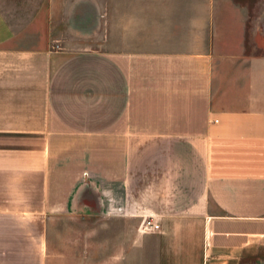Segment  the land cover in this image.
Segmentation results:
<instances>
[{"label":"crops","instance_id":"obj_1","mask_svg":"<svg viewBox=\"0 0 264 264\" xmlns=\"http://www.w3.org/2000/svg\"><path fill=\"white\" fill-rule=\"evenodd\" d=\"M0 264H264V4L0 0Z\"/></svg>","mask_w":264,"mask_h":264},{"label":"built area","instance_id":"obj_2","mask_svg":"<svg viewBox=\"0 0 264 264\" xmlns=\"http://www.w3.org/2000/svg\"><path fill=\"white\" fill-rule=\"evenodd\" d=\"M142 227L147 229H157L158 223L152 220V218L148 217V218H144V220L142 221Z\"/></svg>","mask_w":264,"mask_h":264},{"label":"rangeland","instance_id":"obj_3","mask_svg":"<svg viewBox=\"0 0 264 264\" xmlns=\"http://www.w3.org/2000/svg\"><path fill=\"white\" fill-rule=\"evenodd\" d=\"M250 1V0H249ZM252 2H259L260 4H264V0H251Z\"/></svg>","mask_w":264,"mask_h":264}]
</instances>
